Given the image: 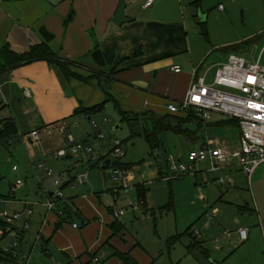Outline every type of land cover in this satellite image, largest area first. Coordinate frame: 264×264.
<instances>
[{
  "label": "crops",
  "instance_id": "0c3cea01",
  "mask_svg": "<svg viewBox=\"0 0 264 264\" xmlns=\"http://www.w3.org/2000/svg\"><path fill=\"white\" fill-rule=\"evenodd\" d=\"M122 1L0 0V51L8 47L11 52L27 54L45 42L42 35L45 29L55 37L48 46L59 59L82 62L95 69V72L87 67V70L75 69L74 73L85 79L82 81L67 80L58 67L47 61L0 72V108L6 112L3 118L11 119L17 125L11 145L14 148L11 155L15 158L13 173L7 179L0 171V209L10 215H21L6 230L7 233L2 228L4 221L1 220L4 219L0 220V250L15 241H19L21 247L20 261H7L8 258L1 255V264H126L122 257H130L139 264H157L158 260L128 229V217L136 215L125 212V216L116 218L113 214L122 210L115 207L119 192L98 193L97 176H90V184L73 188L76 176L71 175L69 162L64 160L66 158L57 159L53 154L67 145L69 137H73L72 129H79L75 119L81 115L88 116H75L77 110L101 105L106 101L107 92L131 118L148 115L153 120L160 119L171 115L168 112L171 101L185 99L194 82L195 69L199 70L198 76L208 73H201L206 59L195 55L186 17L190 5L198 8L201 3L194 0H155L150 8H146L149 0H124V13L131 21L118 27L114 18ZM98 50L105 64L101 70L112 76L92 77L99 69L95 67L91 54ZM174 66H180L182 73H173ZM174 117L184 120L179 115ZM211 122L209 128L236 127L240 134L235 120L212 119ZM207 140L197 149H190L188 155L200 151ZM222 142L229 149L227 142ZM240 142L241 135L238 144ZM0 145L3 144L0 142ZM236 150L239 148H233L232 144L229 151ZM105 164L103 170H108ZM16 166L18 169L15 171ZM236 166L239 165L233 160L229 169ZM47 168L59 172L58 176H68L60 188L65 197L56 199L58 209L66 210L64 217L58 216L57 209L49 211L46 206L48 198L59 191L53 184V178L47 175ZM170 168V175L174 176ZM262 168L257 169L252 177L258 184L264 180ZM130 174L134 175L131 183L136 176L132 172ZM102 176L106 181L107 176ZM156 176L157 173L149 172L150 179ZM179 177L165 181L171 183ZM139 179L144 182L147 176L142 174ZM18 180H22V184L14 192ZM234 181L231 180L229 185ZM132 184L125 190L133 192ZM215 184L218 186L220 183ZM28 204L34 211L30 218L24 215ZM146 206L147 202L143 207ZM256 209L259 210L257 204ZM218 213V209H214L213 215L208 211L206 215L214 218ZM261 215L260 211V219ZM27 223H30L29 230L25 229ZM207 225L208 222L205 223ZM240 230L239 239L245 246L253 243L255 238L264 241V229L261 227L248 231L246 241L241 239ZM201 240L202 234L198 242ZM166 244L170 252L173 247ZM200 248L204 249L202 243L199 248L190 250L188 247L187 250L202 254ZM26 255L31 258L23 263L22 258ZM187 260L188 264H200L199 258L193 255ZM179 264H183V259Z\"/></svg>",
  "mask_w": 264,
  "mask_h": 264
},
{
  "label": "rangeland",
  "instance_id": "374dc122",
  "mask_svg": "<svg viewBox=\"0 0 264 264\" xmlns=\"http://www.w3.org/2000/svg\"><path fill=\"white\" fill-rule=\"evenodd\" d=\"M194 1H199L201 6L188 7L187 23L190 26V40L195 55L206 59L203 61L201 73L209 72L208 83H213L218 66L227 63L231 55L256 62L260 54H263L261 64L264 66V0ZM201 16L203 21L199 22ZM106 106L91 116H78L75 124L79 123L80 127L71 130L76 140L84 142L92 149V154L79 152L78 156L64 160L69 162L68 169L72 176L88 173L89 184L90 176H97L95 182L98 193L112 190L119 192L115 207L122 209L124 214L126 212L128 215H136L128 217V229L152 253L153 258L158 260L157 264H179L181 259L183 264H188L186 261L192 255L199 258L200 264H264V241L255 238L253 243L245 246L238 235L240 229L249 232L257 226L264 229V180L260 184L256 183L255 178L248 180L239 166L233 169L227 166L214 173L209 162L199 165L197 172L180 174L179 179L171 183L162 180L171 176V158L178 164L189 166L190 149L200 147L208 136L227 142L229 149L232 144L233 148H240L239 129L220 127L214 130L208 126L209 122L213 123L211 121L200 123L186 120L179 123V120H171L177 130L156 131L157 125L151 116L127 121L114 103ZM5 116L6 112L0 108V121ZM90 117L92 118L89 121ZM212 119L227 120L221 115L213 116ZM94 122L99 125L104 139L98 137ZM139 124L149 134L157 136L160 144L155 150L151 149L146 136L137 135L139 137L132 138L133 133L138 134ZM117 140L123 144L122 150L125 152L120 159L113 155ZM0 146V171L10 179L15 161L11 155L14 148ZM109 160L112 162L111 169L103 170L104 162ZM119 166L131 168L123 171L135 174L136 179L131 182L134 183L133 192L126 191L122 182L112 179L111 172L121 170ZM262 167L261 171H264V165ZM159 170L163 177H160ZM149 172L157 173L155 179H150ZM54 174L58 176L59 172L54 171ZM103 174L107 176L106 181ZM142 174L147 176L144 182L139 181ZM63 176L66 182L68 176L63 174L61 177ZM220 179L225 180L226 184L215 186ZM231 180H235L233 185H229ZM140 183L145 184L148 191L147 206L135 210L134 207H139L142 200L137 192ZM256 204L262 213L261 219ZM214 209H218V215L208 218L207 211L213 215ZM203 220L205 221L202 224ZM207 222L208 225L205 226ZM194 229L202 234V254L187 250L194 239L200 241ZM192 233L194 239L190 236ZM174 236L179 237V242L169 252L166 242Z\"/></svg>",
  "mask_w": 264,
  "mask_h": 264
},
{
  "label": "built area",
  "instance_id": "2783aa9c",
  "mask_svg": "<svg viewBox=\"0 0 264 264\" xmlns=\"http://www.w3.org/2000/svg\"><path fill=\"white\" fill-rule=\"evenodd\" d=\"M155 0H149L146 8H150ZM262 53V52H261ZM256 62H250L241 56L231 55L229 61L220 64L213 83L207 82L208 73L198 76V69L193 71L194 82L187 96L183 100L171 101L168 106V112L172 115L193 116L201 123H207L212 120L213 116L221 115L229 120H235L239 124L241 142L239 150L232 151L217 137L209 138L207 143L200 151L191 152L188 155L189 166L178 164L173 158L169 160L174 176L177 178L180 174H187L189 171L197 170L196 165L209 162L211 171L217 173L229 166L231 162L236 161L237 165L242 168L247 179L252 181V177L257 169L264 165V66L261 64L262 56ZM172 72L176 74L182 73L180 66H174ZM26 93L29 95L30 92ZM94 128L98 131V137L104 139L101 129L97 123H93ZM13 142L10 140L9 145ZM122 143L117 140L115 142L114 156L120 159L124 156ZM79 152L91 154L92 149L84 142L78 141L72 136L69 137L67 145L53 154L57 159L67 158L70 156H78ZM18 167H14L16 171ZM47 175L53 178V184L59 188V191L52 197L48 198L46 204L49 211L58 210V216L64 217L62 209H58L57 200L65 197L64 191L60 188L63 186L64 177L54 176V171L47 168ZM112 179L116 182H122L125 189L131 188L130 181L133 180V174L127 171L116 170L111 172ZM165 180H171L166 178ZM220 184H225L223 179L218 180ZM89 182L88 173L79 174L73 182V188L86 185ZM22 184V180H18L13 188L15 192L17 187ZM0 200V206L1 202ZM144 206L141 200L139 207ZM34 211L31 206H27L24 213L28 218L32 217ZM116 218L125 216L122 210L114 211ZM4 219L8 224L12 225L21 218L20 214L10 215L7 211H1L0 220ZM25 229H30V223L25 225ZM195 235L200 238L201 233L198 229H194ZM241 239H248V231H240ZM2 254L9 256L11 260L17 261L21 258L20 242L15 241L9 246H4ZM31 256L26 255L22 258L23 263H27Z\"/></svg>",
  "mask_w": 264,
  "mask_h": 264
},
{
  "label": "trees",
  "instance_id": "16d2710c",
  "mask_svg": "<svg viewBox=\"0 0 264 264\" xmlns=\"http://www.w3.org/2000/svg\"><path fill=\"white\" fill-rule=\"evenodd\" d=\"M199 2V1H198ZM68 23L66 22V25ZM42 35L45 38V42L39 46H35L29 53L27 54H17L15 52H11L10 50H8V47L4 48L2 51H0V72H2L5 69H10V70H14L16 68L19 67H23L26 65H29L30 63H35V62H40V61H47L49 62L50 65L56 66L58 67V69L64 74V76L67 78V80H72V79H79V80H85L82 76H80L78 73H74L75 69L77 70L78 68L83 69L85 67L89 68L90 70L95 72L94 66L88 67L86 65H84L82 62H72L69 60H64V59H59L57 57V55L52 51V49L50 48V46H48V43L51 42L52 40H54V35H52L48 30L43 29L42 31ZM91 58L92 60H94V64L95 67L97 69H99L96 73L92 74V77H96V78H103V75L106 74L108 76H112L110 73H105L104 71H102V67H105L104 64V60H102V55L101 52L95 51L91 54ZM93 67V68H92ZM87 68H85L87 70ZM101 70V71H100ZM91 74V73H90ZM103 74V75H102ZM106 101L103 102L101 105L92 107L91 109H86V108H82L80 110H77V112L75 113V116L79 115V114H85L88 116H91L92 114L99 112L101 110H103L104 108H106L107 104L109 102H114L117 106V108L120 110V113L122 115V117L127 120V121H137L136 119H139L138 116L131 118V116H129L126 112L121 110V106H119V104L117 103V101L115 100V98L109 94L108 92L106 93ZM176 116V115H174ZM172 116V114L170 116H166V117H162L160 119H154L155 123H156V131H163V130H170V129H174L177 130L178 128H174L173 125L171 124V120H179V123L184 122L186 120H196L198 121V119L193 118V116L189 115V116H185L183 117L184 120H182V118H177ZM131 118V119H130ZM135 118V119H134ZM174 118V119H173ZM1 124H3V126H0V142L3 145L6 146H10L9 145V141L13 140V136L17 133V125L13 123V121L11 119H7V118H3L0 121ZM170 123V124H169ZM130 127L132 129V124H130ZM139 132L138 134L133 133L131 136L133 137H139V136H146L147 140L150 143V147L151 149L155 150V148H157L160 144L157 136H152L151 134H149L147 132V129H143V125L139 124ZM180 130L182 129L181 127L179 128ZM139 135V136H137ZM144 135V136H143ZM122 168L121 170H127V169H131V168H126L124 167H120ZM137 192H138V196L140 199H142L144 201V206L146 205V195H147V189H146V185L141 183L138 187H137ZM64 214L66 213V210L64 208ZM65 216V215H64ZM2 222L4 221V223H2V228H3V232L7 233L6 230L12 226L10 224H8L5 220H1ZM190 236H192V239H194V234L192 233ZM179 237L174 236L173 238L169 239L167 241V243L169 245H171L172 247L174 245H176V243H178L179 241ZM193 244L191 246H189L190 250L191 249H195V248H199L201 246V243L198 242V240L194 239V241L192 242ZM201 252L204 253V249L200 248ZM2 256H6L8 258L7 261H12L14 262V260H11L9 258V256L2 254V251L0 250V257ZM123 260L126 262V264H139L138 262H136L135 260H133L132 258H125L122 257ZM21 260V259H20ZM19 260V261H20ZM18 261V260H17ZM16 261V262H17Z\"/></svg>",
  "mask_w": 264,
  "mask_h": 264
},
{
  "label": "water",
  "instance_id": "95a60500",
  "mask_svg": "<svg viewBox=\"0 0 264 264\" xmlns=\"http://www.w3.org/2000/svg\"><path fill=\"white\" fill-rule=\"evenodd\" d=\"M125 7H126V4H125V1L123 0L114 18V24L117 25L118 27H121L122 24L131 21L130 19L127 18L126 13H124ZM202 21L203 19L201 16L199 18V22H202ZM110 164H111V161L110 160L107 161L105 164V168L109 170Z\"/></svg>",
  "mask_w": 264,
  "mask_h": 264
}]
</instances>
